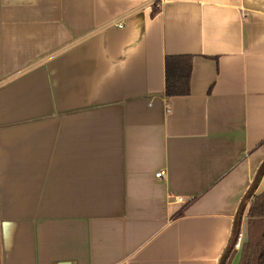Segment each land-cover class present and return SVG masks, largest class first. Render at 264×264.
<instances>
[{
  "label": "crops",
  "instance_id": "1",
  "mask_svg": "<svg viewBox=\"0 0 264 264\" xmlns=\"http://www.w3.org/2000/svg\"><path fill=\"white\" fill-rule=\"evenodd\" d=\"M263 162L264 0H0V264H224Z\"/></svg>",
  "mask_w": 264,
  "mask_h": 264
},
{
  "label": "trees",
  "instance_id": "2",
  "mask_svg": "<svg viewBox=\"0 0 264 264\" xmlns=\"http://www.w3.org/2000/svg\"><path fill=\"white\" fill-rule=\"evenodd\" d=\"M191 73V57H168L166 59V96L172 98L190 95ZM248 205L247 240L242 244V256L239 264H264V191L254 195ZM185 209L186 206L180 210L177 216L182 215ZM237 237V234L233 232L224 264L231 253L234 252Z\"/></svg>",
  "mask_w": 264,
  "mask_h": 264
},
{
  "label": "water",
  "instance_id": "3",
  "mask_svg": "<svg viewBox=\"0 0 264 264\" xmlns=\"http://www.w3.org/2000/svg\"><path fill=\"white\" fill-rule=\"evenodd\" d=\"M263 177H264V162L259 167L257 174L255 176V179H254L252 185L250 186L249 190L247 191L246 195L244 196V198L241 202L240 208L237 212L233 232H234V234H237L238 237H239V234L241 233L242 220H243L245 210H246L249 202L251 201V199L254 197L255 193L257 192L258 187H259ZM238 237H237V240H238ZM237 240H236V242H237ZM228 252H229V249H228V251L224 257L223 262H225V258L227 257Z\"/></svg>",
  "mask_w": 264,
  "mask_h": 264
},
{
  "label": "built area",
  "instance_id": "4",
  "mask_svg": "<svg viewBox=\"0 0 264 264\" xmlns=\"http://www.w3.org/2000/svg\"><path fill=\"white\" fill-rule=\"evenodd\" d=\"M119 27H122V25L120 24ZM165 174H166V172L162 171V172L158 173V174L156 175V177H157V178H163V177L165 176ZM177 202L180 203V204H184V201H183V199H181V198H178V199H177ZM242 244H243V234L240 233V234H239V237H238V240H237V242H236V244H235V246H234V250H233V251H234V252H235V251L240 252V250H241V248H242Z\"/></svg>",
  "mask_w": 264,
  "mask_h": 264
},
{
  "label": "rangeland",
  "instance_id": "5",
  "mask_svg": "<svg viewBox=\"0 0 264 264\" xmlns=\"http://www.w3.org/2000/svg\"><path fill=\"white\" fill-rule=\"evenodd\" d=\"M247 239H243V243L246 241ZM241 256H242V250H240V252H232L230 257L227 259L226 264H239L240 260H241Z\"/></svg>",
  "mask_w": 264,
  "mask_h": 264
}]
</instances>
